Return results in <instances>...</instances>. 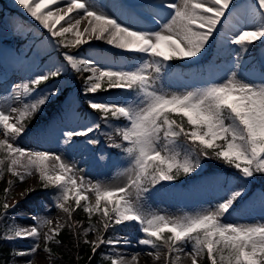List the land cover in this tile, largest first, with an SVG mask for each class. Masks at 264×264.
Returning a JSON list of instances; mask_svg holds the SVG:
<instances>
[{
	"label": "rangeland",
	"instance_id": "374dc122",
	"mask_svg": "<svg viewBox=\"0 0 264 264\" xmlns=\"http://www.w3.org/2000/svg\"><path fill=\"white\" fill-rule=\"evenodd\" d=\"M4 1L16 11L3 14L0 40L18 39L27 44L44 30L59 36L57 42L65 45H103L101 41L106 38L115 39L113 46L127 49L119 51L141 53L132 63L117 66L70 56L74 67L91 71L86 88L94 93L90 103L131 117L123 124L131 159L109 160L106 152L92 159L78 149L79 142H66L65 124L52 135L44 124L37 133L27 132L23 118L32 108L34 93L29 79H39L42 68L35 70L33 58L21 56L17 68L0 69V141L8 144L13 154L11 173L0 171V196L9 207L0 221L6 222L5 232L18 239L14 264H37L40 255H44L40 264H49L52 253L47 239L67 220L69 207L88 195V208H96L102 193L116 197L123 215L139 225L131 235H116L106 241L113 264H166L168 260L199 264L203 251L191 233L207 223H214L226 238L254 236L256 243L264 246V197L244 194L249 184L229 171V167H240L248 181L258 183L261 180H253L249 171L255 168L264 178V57L241 66L235 45L228 60L205 62L203 70L196 68L187 75L180 65L160 63L162 56L169 60L176 55L186 64L198 61L206 56L216 37L236 43L263 41L264 0H147L139 8L124 0H117L118 5L112 4L113 0ZM60 9L66 15L56 19ZM46 13L51 15L48 22L43 20ZM49 44L54 47L53 38ZM114 71L140 78V88L132 90L124 82L129 94L120 100L100 93L98 77ZM58 90L55 81L38 94ZM67 99L75 101L74 93ZM225 104L235 113L230 121L223 114ZM170 108L185 110L196 125L195 136L206 143L217 145V140L232 136L219 148L223 164L201 154L200 159L191 158L180 145L161 138L157 119L162 110ZM156 159L166 160L171 168L180 165L191 171L194 166L201 174L186 184L179 183V190L156 188L146 196L141 169ZM129 174L133 178L127 182L123 175ZM41 179L46 184L60 180L70 190L53 198L37 189ZM240 196L244 198L237 204ZM13 198L18 204L12 205ZM167 228L174 232L170 247L168 241L157 243L149 235L159 236ZM84 238L92 245L100 240V234L87 227Z\"/></svg>",
	"mask_w": 264,
	"mask_h": 264
},
{
	"label": "trees",
	"instance_id": "16d2710c",
	"mask_svg": "<svg viewBox=\"0 0 264 264\" xmlns=\"http://www.w3.org/2000/svg\"><path fill=\"white\" fill-rule=\"evenodd\" d=\"M2 1V0H1ZM3 6L10 9L5 3ZM11 10V9H10ZM4 12L0 9V14ZM43 37V36H42ZM40 37V38H42ZM21 44L13 47L9 42L0 43V67H17L18 58L21 54ZM237 46L240 52L241 64L247 65L251 63V60L256 59L259 53L263 52L264 42L261 46H258L255 42H239V43H220V51L215 57L216 59H228L231 56V48ZM33 46H30L31 50L25 51V55L33 57V60H37L38 63L36 69L40 70L42 64L45 66L43 72L44 76L35 82L33 78L30 79V85L41 84L42 86H48L51 82L58 79L60 83V91L57 93L47 92L45 94H36L34 97L35 106L32 108L33 114L24 118L30 126V129L36 128L39 124L44 122L49 134H53L61 123H66L69 126V130L65 132V140L70 143L72 141L86 140L89 144L91 151L97 152L102 148H113L115 156L123 154L122 148L126 146V143L117 134L120 122L123 120L122 115L118 117H112V115L103 116L102 110L93 108L89 102V95L82 92L84 82L87 80L90 71L75 69L69 63V60L62 56L56 47H52L51 44L45 41L41 47L39 54L33 52ZM16 53L13 58L11 51ZM77 55L84 54L86 57H93L99 62H109L111 64L129 63L134 61L138 53L118 54L108 50H104L97 47H83L81 49L73 50ZM163 62L166 59L161 58ZM169 67L179 63L177 57L172 58L171 61L166 62ZM198 66L182 65V69L185 74H190L196 70ZM201 68V64H200ZM125 76H120L118 73H112L102 76V83L110 84L115 82L114 80L123 79ZM137 86V80L132 81ZM74 90L78 94V99L69 104L66 100L67 94L70 90ZM37 90V89H36ZM112 95L116 98H120L124 91L111 90ZM225 118L228 121L234 117V113L224 105L222 107ZM96 121L100 124V131L85 132L89 127L93 126L92 121ZM159 132L164 141L172 144L180 145V150L183 149L188 156L197 159L201 154L203 156L216 157L215 152L211 146L205 144L200 139L196 138L193 134L194 126L183 112H175L173 110H165L159 115ZM89 124L85 127L84 124ZM222 140H219L221 142ZM8 144L0 142V171L9 172L11 170V158L12 155L8 153ZM114 146V147H113ZM223 164V160H220ZM226 165V164H225ZM177 167L169 170L168 165L164 163L156 162L145 169V175L143 176V185L148 188V192L156 190L166 185L159 175V170H164L167 173L174 174V178L178 181L180 178L184 179L188 176V171L184 169H178ZM230 168V167H229ZM234 170L233 168H230ZM174 172V173H173ZM237 172L234 170V173ZM54 190H60V186H54L51 188ZM248 195L256 197H264V179L261 182H253L248 188ZM103 201H106V197L102 195ZM1 207V204H0ZM1 214V208H0ZM110 212H101V210L89 211L86 209L85 204L80 202L79 206L71 213V217L68 219V223L64 224L57 232V238L49 240V244L52 248L54 256L51 264H112V257L107 254L104 248L99 249L92 254L91 244L83 239L82 231L85 227L91 225L97 229H105L107 233L115 235L117 232H131L135 229V224L123 221L121 223L107 226L110 219ZM115 226V227H114ZM208 226L200 228L195 235V239L199 241L202 246L203 240H208L212 243L213 256L219 261V264H264V247L255 245L254 238L241 237L238 239L231 238H218V233L213 235L207 234L209 230ZM110 228V229H109ZM4 226H0V264H14L12 261V255L14 252L16 241L15 239H8L2 236ZM107 234V235H108ZM171 232L166 230L163 232L161 238L153 237L158 243L171 242ZM170 238V239H169ZM194 239V236H193ZM244 253L245 258L241 255ZM207 251L204 253V258L200 264H211L210 256ZM241 255V256H240ZM247 258V259H246ZM250 259V260H249ZM167 264L173 263L171 260Z\"/></svg>",
	"mask_w": 264,
	"mask_h": 264
},
{
	"label": "bare ground",
	"instance_id": "6f19581e",
	"mask_svg": "<svg viewBox=\"0 0 264 264\" xmlns=\"http://www.w3.org/2000/svg\"><path fill=\"white\" fill-rule=\"evenodd\" d=\"M147 0H132V4H134V3H138V2H140V4L139 5H141V4H143L144 2H146ZM112 4H115V5H118V3H117V0H113L112 2H111ZM139 8V7H138ZM136 9V8H135ZM65 11L63 10L62 11V9H60L59 10V12H58V15H56V19H58L59 17H61V16H65L66 14L64 13ZM57 14V13H56ZM139 14H141V16H142V13H139ZM145 16V15H144ZM51 17V15H50V13L49 14H44V19L43 20H45L44 22H48L49 21V18ZM70 17V15L68 16V18ZM56 19H55V21H56ZM54 22V21H53ZM261 27H257V29H258V31H260L259 29H260ZM119 29H122V30H124L125 28H122V27H120L119 26ZM109 42L110 43H112V44H109ZM101 43L102 44H104V45H106V46H108V47H110V48H115V49H118V50H121V49H126L125 47H118V46H113V45H115V44H117L116 43V41H115V39H112V40H108V39H106V38H103V40L101 41ZM127 50V49H126ZM83 168V167H82ZM132 174H134V173H132ZM119 178H120V176H118ZM118 177H115L114 178V180L115 181H117L118 180ZM123 178H125V180H127V182H129L130 181V179H132L133 178V175H131V174H129V175H123ZM14 200V198L13 199H11V201H13ZM59 216H60V213H59ZM44 261V255H40L38 258H37V264H40V263H42ZM148 261H150V259H148ZM150 263V262H149Z\"/></svg>",
	"mask_w": 264,
	"mask_h": 264
}]
</instances>
